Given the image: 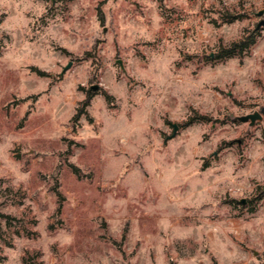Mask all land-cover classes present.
Returning a JSON list of instances; mask_svg holds the SVG:
<instances>
[{
    "label": "rangeland",
    "instance_id": "1",
    "mask_svg": "<svg viewBox=\"0 0 264 264\" xmlns=\"http://www.w3.org/2000/svg\"><path fill=\"white\" fill-rule=\"evenodd\" d=\"M261 9L0 0V264H264Z\"/></svg>",
    "mask_w": 264,
    "mask_h": 264
},
{
    "label": "trees",
    "instance_id": "2",
    "mask_svg": "<svg viewBox=\"0 0 264 264\" xmlns=\"http://www.w3.org/2000/svg\"><path fill=\"white\" fill-rule=\"evenodd\" d=\"M100 18H101V16H100ZM254 40H255V32H251L250 34H247L246 36L240 38L239 40L233 41L227 47L221 48L216 56L217 57H224V56L234 55L236 53H242L243 51L247 50L251 44L254 43ZM202 119H205V117H203ZM192 121H193L192 118H190L184 124H189ZM69 166L71 167L72 171L78 175L79 169L76 166H74L73 164H69ZM59 207H60V205L57 206V210H59ZM4 215L5 214L0 212V216H4Z\"/></svg>",
    "mask_w": 264,
    "mask_h": 264
},
{
    "label": "water",
    "instance_id": "3",
    "mask_svg": "<svg viewBox=\"0 0 264 264\" xmlns=\"http://www.w3.org/2000/svg\"><path fill=\"white\" fill-rule=\"evenodd\" d=\"M264 13V10L261 9L257 12V15H262ZM260 24H264V19L261 20L259 22L258 25ZM92 89H95V87H92ZM262 111V110H261ZM261 112L259 111H253L251 113H247V114H244V115H239V116H234L233 119L234 120H239V121H242V122H248V125H253L257 120H261ZM173 126V133L176 131L177 129V124H172Z\"/></svg>",
    "mask_w": 264,
    "mask_h": 264
}]
</instances>
